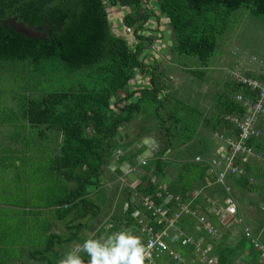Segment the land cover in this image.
<instances>
[{
    "label": "trees",
    "instance_id": "1",
    "mask_svg": "<svg viewBox=\"0 0 264 264\" xmlns=\"http://www.w3.org/2000/svg\"><path fill=\"white\" fill-rule=\"evenodd\" d=\"M107 3L131 11L123 17L127 27L133 29L131 44L112 32ZM240 9L249 10L264 24V0H154L153 4L150 0H0V76L11 71L18 73L19 79L26 83L21 89L17 113L0 121V125H14L16 130L19 124L22 130H35L37 141L49 140L57 146L53 159L41 169L38 185L48 186L46 192L51 195L47 198L51 202L46 205L47 213L63 223L64 232L47 233L46 223L37 225L40 247L37 255H32L33 259L41 264H58L68 254L59 247L78 239L80 231L86 228V221L93 214L92 193L88 190L95 186L110 152L118 146L119 130L136 114L152 112L156 129L162 136V149L140 170L146 174L144 177L153 176L155 182L128 193L127 207L120 220L95 239L104 237L105 242L107 235L129 230L143 243L140 226L132 213L142 211L156 230L163 228V223L156 225L151 213L142 208V198L148 197L171 212L178 208V203L190 202L194 184L201 187L205 177L208 178L207 165L193 161L200 152L189 150L194 143L191 141L197 134L200 136L198 128H206L211 134L222 130L226 136L237 137L236 130L225 118L241 117L245 113L242 103L236 100L237 95L254 102L257 92L238 84L232 72L225 80L229 81L228 85L221 92L217 91L213 116L204 120L198 110L176 98L173 87L163 82L169 78L161 65L145 63L141 58L142 52L159 42L164 32L155 29L157 36L141 32L151 17L158 28L165 21L172 38V44L167 47L170 63L201 81L218 39L230 27V16ZM9 19L38 29L41 35L17 32L8 23ZM173 55L195 57L201 69L181 67L175 63ZM239 74L264 82L261 73L240 70ZM141 79L147 81L146 86L131 89L133 81ZM13 117H17L18 124ZM261 129L262 135L250 139L248 145L264 161V123ZM9 137L17 141L16 136ZM183 146L187 160L176 169L178 173L173 180L165 181L167 170L174 168L173 154L181 153ZM141 153L140 149L134 157ZM240 167L244 170L240 179H236L240 190L258 191L264 208V194L259 187L264 182V171L257 179L251 163L242 162ZM259 169L264 170V164ZM191 172L194 180L186 184L184 177ZM160 184H166V191L159 189ZM176 226L186 236L203 237L211 246L208 254L217 257L216 264L229 263L226 254H233L234 249L223 240L219 242L196 230L193 217L183 215ZM251 232L264 245V227H255ZM242 235L239 244L245 247L249 244L252 264H262L259 263L260 253L251 240ZM173 238L170 232L165 240L181 259L164 255L160 264H187L193 260L194 264H201L193 246L183 245V238ZM80 255L84 264H88V257L84 253Z\"/></svg>",
    "mask_w": 264,
    "mask_h": 264
},
{
    "label": "crops",
    "instance_id": "2",
    "mask_svg": "<svg viewBox=\"0 0 264 264\" xmlns=\"http://www.w3.org/2000/svg\"><path fill=\"white\" fill-rule=\"evenodd\" d=\"M234 72H238V70ZM238 73H240V70ZM163 82L173 87L172 91L175 92V97L178 99L182 100L184 95L187 94L188 90H190L189 94L191 95L188 96L189 98H192L193 94H195V96L193 97V99L195 100V104L193 106L191 105L190 106L193 108L195 107V105H198L200 110L198 109L196 110H198L202 114V117L205 118L204 120L213 116L214 113L213 106H214V100L217 96V91L221 92L224 89L223 87L228 85L227 83H229V81H223L220 84L214 83V85L217 86V89L213 92L212 91L213 84L209 85V83L206 82L205 84L207 86H210L211 89L208 90V92L202 90L199 91L198 89L197 92L196 88L194 89H190L187 87L184 88L183 86L184 81H163ZM236 82L238 84H241L238 81ZM260 83L264 84V82H260ZM146 84L147 81H138V82L135 81L134 84H131L132 86L131 89H134L133 87H138V88L145 87ZM248 89L252 90L251 88ZM252 91H256L258 96L257 90H252ZM237 96H236V100L239 101L237 99ZM245 100H249L250 102H253L250 99H245ZM242 101H244V99H242ZM242 101L239 102H241L243 105ZM203 103H209L210 109L207 112H204L202 109ZM137 115L145 116L143 113L136 114L135 116ZM146 117L147 119L149 118L154 119V117L151 116V114H146ZM263 123H264V119L260 118L257 126L261 130V134L258 137L262 135L261 127ZM231 125L233 126V124ZM133 127L134 125L127 123V125L125 124V126H123L119 130V137H116V140L118 141V146H116L113 149V151L110 152V155L108 156V158L105 161V164L102 166V169L100 170L101 172L99 174V178L96 180L97 182L95 186L94 187L91 186L90 189L88 190L89 192L92 193V195L90 196L93 202L92 210L96 209V213H93L92 211L93 214L86 221V228L84 230H87L86 231L87 236L85 235L84 237L83 235L81 238L78 237V239L70 242L68 245H65L66 249L65 247H62L63 246L62 244L60 245L59 249L69 253L71 251H74V249L78 244L82 245L85 240L95 239L98 237L99 234L102 233V231H108V229L113 225V223L119 221L120 218L122 217V214L125 211L124 205L127 204L126 203L127 194L128 193L132 194L135 191V189H137L142 185L146 186V184L149 182L151 183L155 182V178L153 176L148 178L144 177L146 174L140 172V170L142 168L141 166L145 165L146 162H148L154 156H156L157 153L162 149L163 140L161 133L156 129V130H152L151 133L142 132L141 134L137 133L136 136H134L137 130ZM14 129H15L14 125H9V126L0 125V171L4 179L5 177L6 179L9 178L12 179L13 173L21 174L22 172H24V170H28L29 168H31L29 164L34 162L42 163L45 161L43 163L45 167L46 163L48 161L50 162L51 159H53V155H54L53 153L57 148V146L54 145L52 141L49 140L37 141V133L35 130L31 132L22 130L21 125H19L16 128V130ZM7 132L9 133V136L10 135H12L13 137L16 136L17 141L10 140V137L6 136L8 134ZM197 132L200 134L199 137L201 138L198 139L199 137L197 134L194 140L191 141L194 143H193V147L189 150L199 151L200 153L196 154L195 157L199 156L205 161H210L212 159L219 158L223 153H227L226 143L224 139H220L219 136L222 135L223 137L236 139V136L235 137L226 136L222 132V130L221 131L218 130L211 134L208 132L206 128L199 127ZM120 133H122L123 136H121ZM201 139H203L204 141L203 143H201L202 142ZM140 149L142 150V153L135 158L134 152H137ZM166 153H168V151ZM253 153L254 155L245 157V159L238 158L237 160H238V166L243 171V174H244V170L240 167V164L242 162L251 163V165L253 166L252 169L253 176L257 178L259 174L264 171L259 169L260 165L264 164V161L260 159L261 156L255 153L254 150ZM186 155H187V151H185L184 146L181 153L179 154L175 153V155L173 154L172 166L174 168H172V170L171 169L167 170L168 174H167V178H165V181L173 180L177 176L178 171L176 169L181 168V162L187 160L185 159ZM191 155L193 156V153ZM206 176L208 178L205 177V179L203 180L204 181L203 186L197 187L200 186L201 184L199 185H197L196 183L194 184L195 187L193 191H191L190 202L182 203V204L191 209H195L203 213L217 231L216 235L212 236V238H214L217 241L219 240V242L223 240V243L225 245H228L234 249L233 254H226V261L229 262L228 264H252V256L250 250L251 248L248 249V247L239 244V240L241 239L240 237L243 236L242 227L240 225L234 224L232 218L228 216H222V211H223L222 209L224 207L223 200L226 198V194L223 188L215 184L214 179L211 176H209L208 172H206ZM237 178L240 179V176L227 178V183L231 188V197L237 209V215L243 219V224L247 226L250 231L252 230L254 231L255 227H262V226L264 227V208L262 206L263 197H261L258 191L242 192L240 190V183L237 184L238 181L236 180ZM3 181L0 182V222L2 221L3 224L12 223V221H15V223L17 222V224L20 225L19 227H20L21 235H26L27 233L28 237H26L25 241L21 240L22 241L21 244L15 246L17 241L9 238L8 235L5 233V231H3V233H0V264H41L39 261H36L35 259L32 258V255L34 254L37 255V250L40 247L37 241V231H38L37 225L39 224L42 225L46 223L47 233L54 231L55 233L60 234L61 230H63L64 232L63 223L55 219L53 215L47 213L48 210L46 208V205L51 202L50 199L47 198V196L48 194L51 195V193L46 191L42 193L38 192L37 195L34 196V199H32L29 196L28 200H26L25 197H22L23 193L21 191L19 193V190L17 189L10 190L5 186ZM29 181H30L29 179L24 181L26 184V187L24 189H27L26 190L27 193H29L31 187L34 186L31 185V181L28 185ZM259 187L261 188L260 191L264 194V182H261V185L259 184ZM159 189L161 191H166V184H160ZM169 197L170 195L167 193V198ZM143 199L144 198H142L141 201ZM243 201L245 205L243 204ZM35 204H37V207L34 206ZM102 206H107V209L101 213L100 217H98L97 213L99 212V208H101ZM248 207L250 209V213L254 211L258 213L259 217L256 219H252L250 216L249 219L246 212V209H248ZM163 208L165 209L166 207ZM145 211L148 212L147 210ZM138 212L140 217L146 218L148 220L147 216L142 214V211L141 212L138 211ZM38 213H44V214L38 217L37 215ZM134 219L137 220V218ZM155 222L157 225L158 223L156 219ZM164 225L165 224L163 223V227ZM197 226L198 225L196 223V227H195L196 230H197ZM13 231L16 232V230ZM170 232L171 235H174L175 239L186 237V235H184L183 232H181L177 228L176 224H175V228L170 230L169 233ZM178 232L182 233V236L179 238H177ZM141 236L143 235L141 234ZM175 239L173 238V240ZM103 240H105L104 237L101 239V241L103 242ZM257 241L259 242L258 239ZM143 244H144V239H143ZM204 245L208 246V249H211V246L205 243V240H204ZM196 257L199 259V263L201 264H216L217 262V257L214 254L213 255L208 254L207 256L202 257L200 253L196 252ZM166 262H167L166 260H163V263ZM194 262L195 261L193 260L187 264H194ZM259 263L264 264V258H262L261 255H260Z\"/></svg>",
    "mask_w": 264,
    "mask_h": 264
},
{
    "label": "rangeland",
    "instance_id": "3",
    "mask_svg": "<svg viewBox=\"0 0 264 264\" xmlns=\"http://www.w3.org/2000/svg\"><path fill=\"white\" fill-rule=\"evenodd\" d=\"M150 2L151 4H153L154 0H150ZM106 9L108 12L112 32L115 35L126 39L131 44V41H133L131 37L133 29L128 28L123 21V17L125 16V14H128L131 11L129 9L124 10L118 5L111 6L108 3L106 4ZM229 21L230 27L224 33V35L218 39L217 48L206 64V74L201 81L186 74L181 70L182 68L176 67L170 63L171 54L168 48L172 44V38L169 27L165 26V24L167 25L165 21L162 22L163 24L161 23L159 28L156 26V24H154V17H151L147 21L146 26L143 28L144 30L141 32V34H146L147 36H157V34L154 33L155 29L163 31L164 34L163 38L159 42H156V44L158 45L153 42V45L145 49L146 51L142 52L141 58L145 61V63L154 64V62H156L159 66L161 65V70L166 73L167 79L169 78V81H184V88H196L197 92L198 89L199 91L202 90L205 92H208V90L211 89L210 86H207L205 84L206 82H208L209 85L213 84L212 91L214 92L217 89V86L214 85V83L220 84L226 79L228 80V78L231 77V73H234V71L236 70H238V72L239 70H242V72L250 71L256 75L259 73L264 74V24L262 20L254 17L249 10L240 9L232 13ZM19 31L29 36L41 35V33L36 31H23L22 29H19ZM173 56L175 59V63H177L181 67H184L188 70L201 69V64L195 57L178 55ZM12 69L14 70V68ZM138 81L146 80H136V82ZM134 82L132 84H134ZM25 86L26 83L19 79L18 73L10 71L0 76V121H4L9 116H14L13 113H17V109L20 106L21 89ZM189 93L190 90L187 91V94L184 95L182 100L183 102L193 106L195 104V100L193 99L195 94H193L192 98H189L188 96H191ZM202 105V109L204 112H207L210 109L209 103H203ZM193 108L200 110L198 105H195V107ZM150 113L152 112H143L145 116H133V121L128 123L134 125L133 128L137 130L134 136H136L137 133H151L152 130H156L155 124L157 125V123L155 119H147L146 117V114ZM14 120L16 124L19 123L17 117L16 119L14 118ZM44 162H34L29 164L31 168H29L28 170H24V172H22L21 174L13 173L12 179H6V177L4 179L0 171V182L4 180L3 182L5 186L10 190L17 189L19 190V193L21 191L23 193L22 197H25L26 200H28L29 196L34 199V196L37 195L38 192L42 193L48 188V186L38 185V181L41 179V169L43 168ZM192 173L193 172L186 173V176L184 178V182H186V184H190L194 180V175ZM28 179L32 180L34 183V186L31 187V190L28 189L30 191L29 193L26 192L27 189H24L26 187L24 181ZM34 206L37 207V204H35ZM249 207L248 209H246L248 218L250 219V216L252 219L258 218V213L254 211L250 213ZM106 209L107 206H102L101 208H99L97 216L100 217L101 213ZM92 211L93 213H96V209H93ZM8 224H3L2 221L0 222V233H3V231H5L9 238L17 241L15 246L21 244V240H26V237H28V235L27 233L26 235H21L19 227L20 225H18L17 222L15 223V221H12V223ZM13 230H16V232ZM86 231L87 230H81L79 233V235L81 236L79 237L81 238L83 235L85 237ZM248 238L251 240V242L252 239H256L252 234L251 238ZM246 245L247 247H249V244ZM62 247H65V245H63Z\"/></svg>",
    "mask_w": 264,
    "mask_h": 264
},
{
    "label": "built area",
    "instance_id": "4",
    "mask_svg": "<svg viewBox=\"0 0 264 264\" xmlns=\"http://www.w3.org/2000/svg\"><path fill=\"white\" fill-rule=\"evenodd\" d=\"M232 76L239 83L252 90H257V99L255 102H250L249 100L242 101V98L237 96V99L243 102L246 111L241 117L230 116L226 118V120L233 124L237 131L236 139L223 137L222 135L219 136L220 139H224L226 143L227 153H223L219 158L210 161H205L197 156L194 158V162L207 165L209 176L214 179L215 184L223 188L226 198L223 200L224 207L222 209V216L232 218L234 224L242 227L244 235L251 238L249 228L243 224V219L237 215V209L231 197V188L227 183V178L238 177L243 174V171L238 166V158L245 159V157L254 155L252 147L248 145V141L261 134V130L257 124L260 118L264 119V84L254 79L241 77L238 72H234ZM177 200L178 197H176V201ZM142 206L145 210L151 213L158 224H161L162 222L165 224L162 229L155 230L146 218L140 217L138 211H135L132 214V216L138 220L140 233L144 236V245L148 248V255L145 259V264H159L164 255H169L174 260L181 259L180 256L170 248L169 244L165 241V237L168 236L170 230L175 228V224L182 215L193 217L198 225V231L201 230L211 237L217 233L216 229L203 213L191 209L182 203H178V208L174 212H170L169 209H164L157 205L153 200L146 197L142 200ZM126 207L127 204L124 205L125 209ZM181 236L182 233L178 232L177 238ZM182 244L193 246L194 250L200 253L202 257L208 255L209 249L208 246L204 245L203 237L199 236L195 239L192 236H186L183 238ZM252 244L260 253L261 257L264 258V246L256 239H252ZM149 245L151 246L149 247Z\"/></svg>",
    "mask_w": 264,
    "mask_h": 264
},
{
    "label": "clouds",
    "instance_id": "5",
    "mask_svg": "<svg viewBox=\"0 0 264 264\" xmlns=\"http://www.w3.org/2000/svg\"><path fill=\"white\" fill-rule=\"evenodd\" d=\"M101 239H87L78 244L58 264H84L81 253L88 257V264H145L148 248L131 231L111 233L103 244Z\"/></svg>",
    "mask_w": 264,
    "mask_h": 264
},
{
    "label": "water",
    "instance_id": "6",
    "mask_svg": "<svg viewBox=\"0 0 264 264\" xmlns=\"http://www.w3.org/2000/svg\"><path fill=\"white\" fill-rule=\"evenodd\" d=\"M10 20V25L13 27V29H15L17 32H20L19 29H22L23 31H36V32H39L40 31L38 29H33L32 27L30 26H26V25H23L22 23H19V22H16L14 21L13 19H9ZM8 20V21H9ZM22 33V32H20ZM22 34H25V33H22ZM26 35V34H25ZM28 36V35H27ZM121 136H123L122 133H120Z\"/></svg>",
    "mask_w": 264,
    "mask_h": 264
},
{
    "label": "flooded vegetation",
    "instance_id": "7",
    "mask_svg": "<svg viewBox=\"0 0 264 264\" xmlns=\"http://www.w3.org/2000/svg\"><path fill=\"white\" fill-rule=\"evenodd\" d=\"M10 22V20L8 21V23Z\"/></svg>",
    "mask_w": 264,
    "mask_h": 264
}]
</instances>
